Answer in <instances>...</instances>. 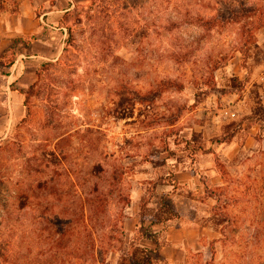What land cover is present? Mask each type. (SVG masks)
<instances>
[{"label":"rangeland","instance_id":"1","mask_svg":"<svg viewBox=\"0 0 264 264\" xmlns=\"http://www.w3.org/2000/svg\"><path fill=\"white\" fill-rule=\"evenodd\" d=\"M40 1L36 18L56 0ZM63 3L28 35L18 7L0 14V100L21 104L11 125L0 112V264H128L138 232L161 230L140 201L155 214L162 195L180 217L150 264H264V26L242 64L240 24L190 22L264 0ZM160 80L183 89L152 91ZM94 187L112 190L96 216Z\"/></svg>","mask_w":264,"mask_h":264},{"label":"trees","instance_id":"2","mask_svg":"<svg viewBox=\"0 0 264 264\" xmlns=\"http://www.w3.org/2000/svg\"><path fill=\"white\" fill-rule=\"evenodd\" d=\"M19 2L20 0H0V14L6 11L5 4L11 3L17 8ZM225 13L226 14L217 13L208 17L196 15L190 17V22L191 24L196 25L197 27L202 29V31L205 33H208L215 28H223L229 24H240V41H238V44L234 48V51L238 52L241 55L242 64H245L250 43H253V45L256 44V41H254V35L257 30L264 26V12H261L255 7L247 6L237 10L233 9L228 11V13ZM252 39L253 41H251ZM174 58L178 60L179 55L175 54ZM171 88H175L176 90L180 91L183 89L181 83L175 80H160L154 84V86L152 87V91H166ZM180 142H184L187 149H192L193 152L200 149L199 146L195 147V145H193L195 144L194 141L180 139ZM100 170V165L97 163L90 169V172L92 176L96 177L97 172ZM116 170L120 169L115 168V170L109 174L108 180L113 181L117 178L120 173H118ZM200 180L202 185L204 186V191L207 196L214 200H217L218 197L216 195V192L206 184L205 177H200ZM165 184L171 186L173 189H175V187L177 186L176 182L173 181L172 170H170V172L168 173ZM110 194H112V190H110V188L106 192L98 191V189L95 187L93 188L92 192H90V197L86 198V205L84 204L87 207L90 215L96 216L97 213L104 210L105 204L107 203V198ZM148 202L149 199L145 197L140 201V222L142 224H145L147 221H149V226H159L161 227V230L159 231V233H150L147 231L138 232V234L133 239V242L130 244L128 250V264H150L151 255L158 254L159 252L158 248L160 245V236L163 234L165 228L180 217V214L173 208V206L169 202L167 195L161 196L158 203L159 207L155 214L147 215ZM145 239L152 241V243L155 244V249H146L138 245L139 241Z\"/></svg>","mask_w":264,"mask_h":264},{"label":"crops","instance_id":"3","mask_svg":"<svg viewBox=\"0 0 264 264\" xmlns=\"http://www.w3.org/2000/svg\"><path fill=\"white\" fill-rule=\"evenodd\" d=\"M65 0H56L55 4L51 7V10H47L46 12H43L42 14H40L37 18L36 15L34 14L36 8H39L41 6V4L43 3V1L40 0H21L19 6H18V10L16 12V17H17V22L19 25L22 24V27H15L14 31L17 33L22 32V34L20 33V35H28V34H33L36 33L38 31H40L41 29L44 30V20L46 19V17L48 15L51 16H58L61 13H64V11L67 10V8H65V5H63ZM71 1V0H70ZM72 4V3H71ZM59 5H63L64 7H61ZM42 22V24L39 23ZM4 28L6 29V26H4ZM2 31L0 30V37L2 36ZM26 33V34H23ZM37 41L34 42V44ZM28 57H34V56H28ZM39 57V56H38ZM1 94V91H0ZM1 101L0 100V112H8V118H6L8 125H11V123L17 122L19 121L20 116L18 117L17 112H19V110L21 108V104H20V99L19 97H17V95L15 96L13 92L10 91V100L6 101ZM4 103V105H2Z\"/></svg>","mask_w":264,"mask_h":264}]
</instances>
